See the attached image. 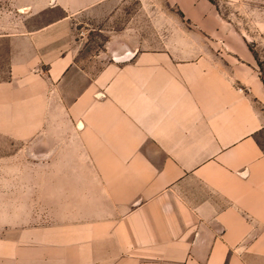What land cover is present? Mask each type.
<instances>
[{"label":"crops","instance_id":"1","mask_svg":"<svg viewBox=\"0 0 264 264\" xmlns=\"http://www.w3.org/2000/svg\"><path fill=\"white\" fill-rule=\"evenodd\" d=\"M163 1L167 34L152 15L149 48L112 41L97 74L74 18L110 0H51L42 26L0 35V137L18 146L0 264H264V21Z\"/></svg>","mask_w":264,"mask_h":264},{"label":"rangeland","instance_id":"2","mask_svg":"<svg viewBox=\"0 0 264 264\" xmlns=\"http://www.w3.org/2000/svg\"><path fill=\"white\" fill-rule=\"evenodd\" d=\"M110 1L112 2L107 4V7L110 6L109 13L84 12L74 18L76 41L80 49L76 62L90 74H97L108 64V46L112 41H137L139 45L143 43L144 48H149L142 40L150 38L151 32L155 31L154 25L152 27L150 23L152 15L157 14L158 17V38L161 39L167 34L168 22L163 14V0ZM211 1L225 18L248 32H251L258 22L264 21V0ZM50 6L51 0H0V35H14L42 26L47 18L45 10ZM7 75L8 43L1 42L0 82L6 80ZM261 142L264 146V136ZM17 148V145L0 137V165L4 164L2 160Z\"/></svg>","mask_w":264,"mask_h":264}]
</instances>
